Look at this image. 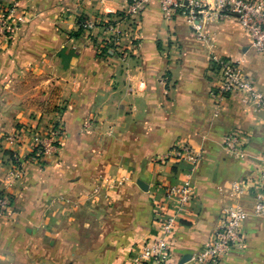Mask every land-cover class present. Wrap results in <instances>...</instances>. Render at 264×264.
Segmentation results:
<instances>
[{"label":"crops","instance_id":"0c3cea01","mask_svg":"<svg viewBox=\"0 0 264 264\" xmlns=\"http://www.w3.org/2000/svg\"><path fill=\"white\" fill-rule=\"evenodd\" d=\"M127 4L0 0L17 26L11 42L0 41V96L17 97L19 84L36 79L41 97L54 91L53 102L63 105L64 127L59 156L41 164L28 161V138L10 142L0 132V191L13 197L0 219V264H130L142 242L156 239L160 222L173 214L170 254L176 264H197L194 255L232 204L247 213L245 246L228 250L217 264H264V218L252 215L250 194L231 189L264 153V107L237 95L217 105L211 72L214 58L235 59L264 92V51L250 49L234 22L208 24L198 37L184 17L167 18L159 0H150L133 26H120L125 36L119 45L128 50L123 59L113 51L98 56L95 45L110 38L101 27L74 35L78 19ZM0 128L6 132L10 125ZM233 130L248 138L242 158L221 144ZM180 143L203 153L195 168L174 157L151 163ZM5 152L27 158L17 181ZM115 179L122 186L110 185ZM172 186L191 192L181 208L166 196Z\"/></svg>","mask_w":264,"mask_h":264},{"label":"built area","instance_id":"2783aa9c","mask_svg":"<svg viewBox=\"0 0 264 264\" xmlns=\"http://www.w3.org/2000/svg\"><path fill=\"white\" fill-rule=\"evenodd\" d=\"M127 7L118 12L107 11L105 15L95 19H87L82 23L83 32L89 35L94 27H101L111 33L108 40H103L96 49L104 45H111L109 51L121 49L119 45L125 36L120 26L138 22L142 12L149 5L150 0H127ZM159 5L167 18L172 16L184 17L198 37L202 29L208 24L234 22L239 25L250 44L249 48L255 52L264 51V0H159ZM4 13L6 10H3ZM0 15V39L10 37L15 27L5 14ZM124 58V56H123ZM122 58V59H123ZM211 72L216 77L212 97L217 105L223 104L233 96H240L244 103L258 108L264 107V92L253 85L241 69L240 63L231 58H214ZM55 134V147L49 142L51 154H58L59 140L62 129L58 128ZM248 138L242 131L233 130L221 139L222 147L235 157H244V150ZM49 153L45 149V155ZM168 157L189 163L195 168L203 157V153L187 143L175 145ZM231 189L238 195L250 194L252 197V215L264 218V153L259 165L250 175L239 182L231 184ZM167 198H175L181 208L191 197V192L184 186H172L167 189ZM8 198L0 195V219L4 218L9 210ZM246 211L239 204H232L223 209L221 219L216 229L211 233L209 242L193 259L197 264H217L230 249H241L245 246V237L242 231ZM176 214L165 217L159 224V234L156 239L144 241L139 252L130 264H176L170 254V241L175 233Z\"/></svg>","mask_w":264,"mask_h":264},{"label":"rangeland","instance_id":"374dc122","mask_svg":"<svg viewBox=\"0 0 264 264\" xmlns=\"http://www.w3.org/2000/svg\"><path fill=\"white\" fill-rule=\"evenodd\" d=\"M3 10H6V12L4 13ZM9 12V7L0 8V15L4 13V17H6V19H8V21L12 23L16 30L17 26L15 22H13L10 18ZM78 20L77 26L79 29ZM85 20L87 19H83V22ZM14 34L15 31L13 35H11L10 37H8L7 35L5 38H1L0 41L9 43L13 39ZM114 51L115 53H117V55H119L120 58H123V56H127L128 53V50L122 52V49ZM19 85L17 87V90H15V92L17 93V97L9 98L8 92L5 93V96H0V125H6V127H9L10 125V129L8 128V131L6 132H3L2 128H0V132H2L1 138L8 139L10 142H13L14 140H16V138L22 140L28 138V140L33 144L32 152L29 155L28 161L30 163L41 164L43 162V159H45L46 157L59 156V152L58 154H51V148H49L48 144L49 142H52V149H54L55 143H57L55 142L57 140L55 134H57L56 130L58 128L62 129V136L60 137V140L63 138L64 127L61 119V110H63V105H57L53 102L54 98L51 97V95L54 91L51 92L48 97H41L44 96L45 92H43L42 90L43 86L39 87V85L41 84L36 79L32 80L30 84L26 83ZM7 90L9 91V88H5V91ZM33 122L36 123L35 128L31 127V123ZM38 129L40 130L38 131ZM45 149L49 150V153L47 155H45ZM169 151L163 156H155L151 160V163L160 164L161 162L166 161V157H168ZM5 154L8 159L7 162L12 165V179L17 181L21 178V167L24 166L27 158H21L15 154H10L9 156V153L7 152H5ZM128 178H126V181L128 180ZM122 184L123 183L118 179L110 181V185H115V187H120L122 186ZM0 195H5L8 198V205H10V208L13 204V197L9 193H5L3 190L0 191Z\"/></svg>","mask_w":264,"mask_h":264},{"label":"trees","instance_id":"16d2710c","mask_svg":"<svg viewBox=\"0 0 264 264\" xmlns=\"http://www.w3.org/2000/svg\"><path fill=\"white\" fill-rule=\"evenodd\" d=\"M82 22H83V19H79L78 20V24H79V29H78V31L76 32V34H74V35H78V33L80 32V31H82ZM111 45H104L103 47H102V49H100V51L98 52V56L99 57H107L108 56V51H109V47H110ZM114 50H116V49H114ZM113 52H115V51H113Z\"/></svg>","mask_w":264,"mask_h":264},{"label":"water","instance_id":"95a60500","mask_svg":"<svg viewBox=\"0 0 264 264\" xmlns=\"http://www.w3.org/2000/svg\"><path fill=\"white\" fill-rule=\"evenodd\" d=\"M137 185H138V187H139L140 189H142V190H144V191L147 190V186H146L144 183H142L141 181H137ZM184 259H189V257H186V258H184Z\"/></svg>","mask_w":264,"mask_h":264}]
</instances>
